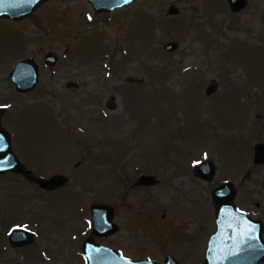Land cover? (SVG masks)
<instances>
[{
  "label": "rangeland",
  "instance_id": "obj_1",
  "mask_svg": "<svg viewBox=\"0 0 264 264\" xmlns=\"http://www.w3.org/2000/svg\"><path fill=\"white\" fill-rule=\"evenodd\" d=\"M26 57L38 83L19 94L9 75ZM0 106L18 160L35 177L67 178L48 191L0 175V264H86L94 204L118 227L96 243L129 260L204 264L223 182L264 240V164L252 163L264 144V0L236 12L227 0H134L112 12L50 0L25 19L1 18ZM207 160L209 181L194 175ZM18 228L32 243H9Z\"/></svg>",
  "mask_w": 264,
  "mask_h": 264
},
{
  "label": "water",
  "instance_id": "obj_2",
  "mask_svg": "<svg viewBox=\"0 0 264 264\" xmlns=\"http://www.w3.org/2000/svg\"><path fill=\"white\" fill-rule=\"evenodd\" d=\"M50 0H0V19H25L42 3ZM134 0H87L94 12H112L130 5ZM230 10L236 12L243 8L245 0H227ZM174 13L171 9L170 14ZM175 43L164 46L165 51L176 49ZM57 57L52 53L44 56V63L55 65ZM15 92L26 94L32 91L38 83V66L32 57H26L16 63L9 75ZM106 108L113 110L114 97H108ZM5 109L0 107V175L11 173L23 175L31 179L42 190L54 191L62 188L67 178L64 175H53L48 178L35 177L32 171L18 160L11 147V135L2 126ZM253 165L264 164V144L253 148ZM194 175L209 181L215 175L214 164L207 160L197 165ZM139 185H153V176H141L137 179ZM236 190L230 182H223L212 190L215 202V232L211 235L204 254V264H258L264 261L263 224L259 220L249 218L233 205ZM91 216V237L85 239L81 246V255L86 264H178L171 256H166L163 263L148 259L129 260L116 250L102 246L95 241L104 239L118 231L112 221V209L103 204H94L89 208ZM13 247H25L32 243L33 234L25 229L13 230L9 237ZM24 264V263H21Z\"/></svg>",
  "mask_w": 264,
  "mask_h": 264
}]
</instances>
